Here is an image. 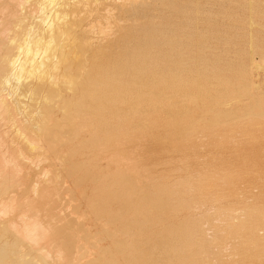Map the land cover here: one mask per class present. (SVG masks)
<instances>
[{"label": "bare ground", "instance_id": "bare-ground-1", "mask_svg": "<svg viewBox=\"0 0 264 264\" xmlns=\"http://www.w3.org/2000/svg\"><path fill=\"white\" fill-rule=\"evenodd\" d=\"M209 3L0 0V264H264L249 67L156 42Z\"/></svg>", "mask_w": 264, "mask_h": 264}, {"label": "rangeland", "instance_id": "rangeland-1", "mask_svg": "<svg viewBox=\"0 0 264 264\" xmlns=\"http://www.w3.org/2000/svg\"><path fill=\"white\" fill-rule=\"evenodd\" d=\"M211 2L207 5V9L210 11L200 15L197 20L199 29L194 28L190 31L175 32L171 31L172 27H168V29L159 32L160 35L156 42L160 43V59L162 61L180 59L182 57L179 54H174L180 50L190 51V53H203V55H192V58H194V61L198 58L199 60L223 62L229 68L223 76L231 77L235 84L240 82V74L238 72L242 69L241 67L248 66L249 79L256 88L254 89L253 87L252 89V91L255 90L252 98L253 100L255 98L261 100L263 102L262 107H264V0H211ZM1 18L2 14H0V20ZM251 22L257 24L254 23V25ZM179 28L178 25L176 29ZM100 34L97 35L101 36ZM97 35H94L90 41L93 39L95 41ZM169 38H177L176 40L180 47L172 48L171 45L165 44V40ZM171 52L173 53L170 55ZM166 53H169V55H166ZM251 63H253L252 67ZM260 82H262V88L257 89V87L261 86L259 85ZM260 92L261 94H259ZM7 97L10 98V96ZM257 110H259V107H255V111ZM237 111L239 114L243 113L241 110ZM19 116L20 114L17 113V117ZM263 120L264 116L251 115L250 117L238 118L231 122L240 124L239 122L242 121L241 124L243 125H247L251 121L258 123L255 134H253L256 139L255 143L249 142L251 137H243L242 135H236L234 138H237V141L233 138L235 142L233 140L232 142L234 144L237 142L240 146H246V144L253 146L257 151V155L264 159V136H261L264 127ZM200 147L198 146V148ZM236 155L241 154L236 153ZM67 184L69 185L70 183L68 182Z\"/></svg>", "mask_w": 264, "mask_h": 264}]
</instances>
